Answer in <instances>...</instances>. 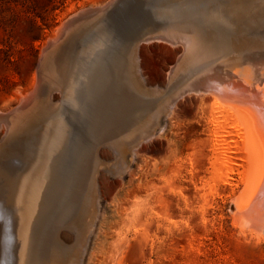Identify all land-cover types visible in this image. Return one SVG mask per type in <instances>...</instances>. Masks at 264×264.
<instances>
[{"label":"bare ground","instance_id":"bare-ground-1","mask_svg":"<svg viewBox=\"0 0 264 264\" xmlns=\"http://www.w3.org/2000/svg\"><path fill=\"white\" fill-rule=\"evenodd\" d=\"M92 4L57 27L30 85L0 106V264H168V234L196 264L190 243L214 197L230 200L245 238L264 240V0ZM164 46L172 54L155 64ZM47 73L61 87L45 96ZM124 174L132 190L115 221L101 219L96 183L113 198ZM177 216L187 226L173 230Z\"/></svg>","mask_w":264,"mask_h":264},{"label":"rangeland","instance_id":"rangeland-1","mask_svg":"<svg viewBox=\"0 0 264 264\" xmlns=\"http://www.w3.org/2000/svg\"><path fill=\"white\" fill-rule=\"evenodd\" d=\"M84 2H86L85 4L87 5V8L94 7L92 0H0V106L6 101L14 98L17 90H24L30 85L36 71L35 68L37 69L38 67L37 64L40 59V54L42 53L46 41L51 37L57 27L64 23V20L66 21L76 12L79 14L76 13L74 16L79 17L77 15H82L81 11L86 9V5L83 6ZM77 7H80L82 10ZM74 9L77 11L75 12ZM78 10H80V12ZM81 19L82 17L76 19L72 23V26L77 25ZM263 30L264 25L261 30L264 34ZM164 47L165 49L163 50ZM164 47L160 48L157 52L152 53V60L155 64L164 61L171 56L172 47ZM53 51L54 50H52V52ZM262 51L264 54V49ZM52 55L53 54H51V56ZM52 60L48 63L50 64L48 65L50 67L48 68V73L49 75L52 73L51 76L55 74V70H53L54 67H52L55 64ZM48 73L45 74L46 79L48 78L46 80V86L47 84L48 86L44 88V90L46 89L45 96L50 91L49 89L52 88L51 86H53V90L61 87V82H57V84L56 82L54 83L58 88L57 86H54V84L51 85V76L49 78ZM57 92H59V90H57ZM50 105L51 104H49L48 109L50 108L51 110L52 105ZM15 132H12L10 136H20L24 133V131L17 134ZM6 142V139L0 141V150L5 147L3 145ZM103 148L110 149L108 146H104ZM154 156L156 157V155ZM156 158L161 162L160 157ZM129 159H131V156ZM113 160H108V163L112 166H114ZM137 161L138 160L134 162L135 166L139 165V161ZM110 165L108 164L106 167H109ZM113 169H115V167ZM113 169H111L112 171L108 169V171L103 170L108 176L110 182L119 179V176H117L119 174H117L118 172L116 171L120 169V167H117L116 171ZM124 176L125 183L115 190L112 195L113 198H107L104 194L105 189L103 186L99 182L96 183L95 188L96 191H98L96 193V201L98 203L99 212L103 213L101 214V219L105 218L106 221L116 220L114 201L123 198L130 190H132L127 183L128 175L124 174ZM161 176H159L160 184H166L168 174L163 175V177ZM94 178L96 177L93 176V179ZM129 199L132 203L143 202L149 200V196L147 192H133ZM214 200L216 208L210 213L209 224L207 226L200 225V237H197V242L190 243L192 247L196 245L197 248L200 249V255L196 259L197 262L195 261L196 264H264V240L257 241L254 237L245 238L240 233L239 229L233 224L230 214V200H224L219 197H214L213 201ZM160 209L163 211L162 208ZM177 217H175L176 219L171 218L168 221V224L172 228L175 227L176 224L179 226L176 225L179 229L180 227L185 228L188 219L185 217H180L181 219L179 216ZM184 220H186V222ZM26 222L27 223H25L22 228L31 223L30 221ZM96 222L98 224V220ZM119 226H121V224ZM177 227L175 228L177 229ZM175 228H173V230H176ZM69 229L63 227L62 231L72 233ZM171 240L172 237L171 235L169 237L168 234L165 238L167 245V261L169 260L168 264H184V262L186 264L189 259L185 257L183 258L180 253L176 252V248L179 247L171 245L173 244ZM184 241V239L181 240L182 245H187L188 248H191V246ZM196 246L194 248H196Z\"/></svg>","mask_w":264,"mask_h":264}]
</instances>
